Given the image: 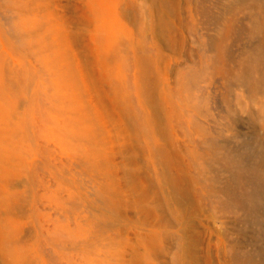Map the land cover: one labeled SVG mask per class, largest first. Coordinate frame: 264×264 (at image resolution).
I'll return each instance as SVG.
<instances>
[{"label":"rangeland","instance_id":"obj_1","mask_svg":"<svg viewBox=\"0 0 264 264\" xmlns=\"http://www.w3.org/2000/svg\"><path fill=\"white\" fill-rule=\"evenodd\" d=\"M162 1L0 0V128L4 145L24 161L16 167L1 163L0 196L17 198L15 209L0 207L1 223L13 227L4 243L18 254L9 260L0 255V264H134L136 253H146L139 238L153 229L165 249L150 253L148 262L174 263L177 242L165 234L178 236L182 227L168 208L149 219L132 206L136 194L128 173L147 170L148 163L145 156L138 165L130 161L141 153L129 136L134 128L101 77L125 57V75L136 85L141 68L133 59L143 47L152 55L149 78L155 91L133 86L129 92L135 96L137 90L138 97L129 95L156 117L157 144L167 145L169 153L178 147L184 162L192 164L191 175L200 177L203 209L195 214L192 231L199 241L197 264H233L231 253L237 250L248 257L244 264H264V0ZM97 5L101 12L93 9ZM101 23L115 29L117 46L105 45L97 33ZM99 48L107 52L103 63L93 58ZM169 93L172 100L165 99ZM158 102L163 112L157 111ZM152 157L159 177L165 169L157 153ZM110 173L120 186L118 198L131 203L120 214L109 205Z\"/></svg>","mask_w":264,"mask_h":264},{"label":"bare ground","instance_id":"obj_2","mask_svg":"<svg viewBox=\"0 0 264 264\" xmlns=\"http://www.w3.org/2000/svg\"><path fill=\"white\" fill-rule=\"evenodd\" d=\"M98 1H101V0H98ZM153 1V0H152ZM159 1V0H158ZM161 1V0H160ZM164 1V0H163ZM162 1V2H163ZM229 1V0H227ZM252 1V0H251ZM259 1V0H258ZM155 2V0H154ZM167 2V1H166ZM169 2H172V0L168 1L167 3ZM248 2V1H247ZM250 2V0H249ZM257 2V1H256ZM260 2V1H259ZM263 1L261 0V3ZM156 3V2H155ZM174 3V2H173ZM177 3V2H176ZM229 3V2H227ZM231 3V2H230ZM260 3V4H261ZM158 4V3H157ZM164 4V3H162ZM166 4V3H165ZM232 4H233V1H232ZM240 4V3H239ZM242 4V3H241ZM259 4V3H258ZM264 3H262L261 5H263ZM148 5V4H147ZM168 5V4H167ZM237 5V4H236ZM149 6H150V3H149ZM172 6V5H171ZM235 6V5H233ZM244 6V5H242ZM246 6V5H245ZM250 6V4H249ZM252 6V5H251ZM254 6V5H253ZM258 6V5H257ZM264 6V5H263ZM161 7V6H160ZM259 7V6H258ZM147 8V6H146ZM155 8V7H154ZM167 8V7H166ZM96 12H101L102 9H101V6L100 5H97L96 7L93 8ZM143 9V7H142ZM164 9H165V6H164ZM167 9H170V8H167ZM254 9V8H253ZM256 9V8H255ZM254 9V10H255ZM261 9V8H260ZM141 10V9H140ZM139 10V11H140ZM145 10V9H144ZM149 10V9H147ZM159 10V9H158ZM160 10H163L160 9ZM229 11V9H227ZM234 10V9H233ZM258 10V9H256ZM172 11V10H171ZM170 11V12H171ZM145 12V11H144ZM162 12V11H161ZM160 12V13H161ZM173 12V11H172ZM227 12V11H226ZM256 12V11H254ZM260 12V10H259ZM262 14H264L262 11H261ZM129 14V13H128ZM137 14V13H136ZM139 14V13H138ZM260 14V13H259ZM160 15V19L163 20L164 16L163 13L159 14ZM136 16V15H135ZM139 15H137L136 17H138ZM141 16V15H140ZM138 17L140 22L144 23V20L143 22L141 21V17ZM151 16V15H150ZM168 16V15H167ZM149 17V16H148ZM137 18V19H138ZM168 18V17H167ZM231 18H234L233 16ZM143 19V18H142ZM138 20V21H139ZM148 20V19H147ZM253 20V19H252ZM261 20V19H260ZM100 21V19H99ZM230 21V20H229ZM236 21V20H234ZM149 22V21H148ZM151 22V20H150ZM153 22V21H152ZM232 22V21H231ZM261 22V21H260ZM146 23V22H145ZM253 23V22H252ZM147 24V23H146ZM155 24V23H154ZM263 24V23H262ZM148 25V24H147ZM147 25L146 28H153L152 25H148L150 27H148ZM255 25V23H254ZM110 25H108L107 23H101L99 25H97V33L98 32H102V34L100 35H103L105 37V45H107L108 47L109 46H112L114 45V43L116 42L117 40V37L115 35V29L114 28H110L109 27ZM144 26V25H143ZM144 26V27H145ZM168 26V25H167ZM254 27V26H253ZM256 27V25H255ZM260 28V27H259ZM146 29V30H147ZM154 29V28H153ZM227 29H229L227 27ZM254 29V28H253ZM258 29V28H257ZM264 29V28H263ZM144 30V28H143ZM258 31V30H257ZM260 31V29H259ZM145 32V31H144ZM223 32V31H222ZM162 33V32H161ZM227 33V32H226ZM72 34V33H71ZM230 34V33H229ZM73 35V34H72ZM78 35V34H76ZM75 35V37L77 38V36ZM145 36V35H144ZM143 36V38H144ZM79 37V36H78ZM102 37V36H101ZM103 38V37H102ZM222 38V37H221ZM225 40H226V37H225ZM131 41V40H130ZM103 43V41H102ZM130 43V42H129ZM74 44V43H73ZM117 43H115L116 45ZM133 44V43H132ZM135 44V43H134ZM104 45V43L102 44ZM104 45V46H105ZM114 45V46H115ZM106 46V48H107ZM117 46V45H116ZM129 46H131V43L129 44ZM133 46V45H132ZM128 47V45H127ZM131 48V47H130ZM129 48V49H130ZM133 48V47H132ZM149 48V47H148ZM101 49V48H99ZM103 49V48H102ZM102 49L100 50V52L96 51V49H94L93 51L96 52V56L93 57L95 58V61L98 62V63H103V60L102 59H105V56L107 55V52H105V55H104V52L105 49L102 51ZM114 49H117L114 47ZM127 49V50H129ZM137 49V48H136ZM134 49V50H136ZM98 50V49H97ZM108 50V48L106 49ZM126 50V51H127ZM109 52L110 51H114L115 50H108ZM131 53V51H129ZM249 52V51H248ZM256 53V51H255ZM109 54V53H108ZM251 54V53H250ZM257 54L259 55V53L257 52ZM261 54V53H260ZM249 55V54H248ZM264 55V54H262ZM123 56V55H121ZM126 56V55H125ZM244 57V56H243ZM246 57V56H245ZM244 57V58H245ZM253 57V56H252ZM257 57V56H255ZM259 57V56H258ZM92 58V60H93ZM119 58V57H118ZM129 58V57H128ZM127 58V59H128ZM134 58V57H133ZM125 57H120V59H118V64L116 65V68L114 69L113 72H110V71H106V73H102L103 75H101L102 77V80L103 82H105L107 85L106 86H109L110 88V92L112 93V96H111V101L114 105L118 106V109L119 111L123 112V118L126 117L131 125V128L134 130L131 131V133H129V136L130 138H132V140L134 139V142L135 145H137L136 147H139L138 150L141 152L140 153V158H139V154L138 155H134L132 157H130V161L135 164V165H138L139 164V159H142L143 157L142 156H145L144 158H146V160L144 162H146V166L144 165V168L147 167V170L143 169V168H133L129 171H127L128 173V184H129V187L131 189V192L133 194H136L135 196V200L132 202V206H134L141 214H144L147 218H151V217H157V212H158V209H161V208H168L170 210V218L172 217V219L174 221H176L177 223H180L181 225V234L178 235V236H175V234L173 235L170 231H168L166 234H165V237L167 239H174V241L176 240L177 242V251L175 252L174 254V263L173 264H197V246H198V238L197 236L198 235H195V236H192V231H195L193 230V226H194V219H195V214L196 213H199V211H201L203 208V204H202V200L204 202V197L203 194L200 192L202 190H198L197 189V184L199 185V179L200 177H197L193 175H191V172H192V167L190 163H185L184 162V159H183V155L182 153L180 154L179 151H178V147L177 146H168L169 148L170 147H174L177 149V151H175L176 149L174 148H171V150L174 149V152H168L170 151V149L167 151L166 150V146L167 145H158L156 140H157V132L159 133V131H157V129L155 128V119L156 117H154L152 115V113H150L147 108V106L145 107L144 104H142L141 102L140 103H132L133 101L131 100V97L134 98L138 93H137V90H136V94L135 96L133 94H131V92H129V90H131L133 88V86H137L135 87L134 89H139V88H143V89H146L148 91V93L152 92L153 90L155 91V89H153V84L150 83V68L152 67L153 65V59H152V55L150 53V51L146 48V47H143L140 52L137 54V56H135V59H133L135 62V64L140 68V72L138 73L137 77H135L136 79L133 81V83H135L136 85H132V83L129 84V80H127V76L125 75V71H124V66L125 65L123 64ZM126 59V60H127ZM250 59V58H249ZM253 59V58H252ZM258 59V58H257ZM130 60V59H129ZM242 60V59H241ZM255 60V58H254ZM259 60V59H258ZM245 61V60H244ZM256 61V60H255ZM253 61V62H255ZM127 62V61H125ZM239 62V61H238ZM243 62V61H242ZM252 62V61H251ZM131 63V61L129 62ZM245 63V62H244ZM247 63V61H246ZM259 63V62H258ZM134 64V65H135ZM252 64V63H251ZM124 65V66H123ZM131 65V64H130ZM133 65V66H134ZM135 65V66H136ZM247 65V64H245ZM244 65V66H245ZM254 65V64H253ZM127 67V65H126ZM124 68V69H123ZM243 68V67H242ZM255 68V67H253ZM245 69V68H244ZM241 70V69H240ZM243 70V69H242ZM257 70V69H256ZM245 71V70H244ZM249 71V69L247 70ZM252 72H255L252 71ZM241 74V72H240ZM249 74V73H248ZM257 74V72H256ZM235 75V74H234ZM238 75V73H237ZM130 77V76H129ZM254 77V76H253ZM237 79V78H236ZM235 79V80H236ZM239 80H242V79H239ZM256 82V80H254ZM244 82V81H243ZM104 84V83H103ZM131 87H130V86ZM130 88V89H129ZM155 88V86H154ZM165 91H168V90H165ZM133 92V91H132ZM139 92V91H138ZM169 92V91H168ZM131 94V97L130 95ZM141 94V93H140ZM153 94V93H152ZM165 94V93H164ZM151 95V94H150ZM171 94L169 93L167 95L168 98H165V99H169L171 98L170 96ZM134 96V97H133ZM153 96H155L153 94ZM152 96V98H153ZM166 96V95H165ZM138 97V96H136ZM135 97V98H136ZM141 97V96H140ZM137 99V98H136ZM135 99V101H137ZM164 99V100H165ZM134 100V99H133ZM163 100V101H164ZM172 100V98H171ZM141 101V100H140ZM139 102V101H137ZM166 102V100H165ZM164 102V103H165ZM144 103V102H143ZM148 103V102H147ZM170 103V101H169ZM171 103H174L171 101ZM133 104H135L136 106H134ZM140 104V105H139ZM176 104V103H175ZM175 104H173L174 106V110L176 109L175 107ZM138 105V106H137ZM157 105L156 108H158L157 111H160V112H163V104L161 102H158L157 104H155V106ZM165 105H168V104H165ZM121 108V110H120ZM168 108H170L168 106ZM76 109V108H75ZM148 109V110H147ZM172 109V107L170 108ZM81 110V109H80ZM79 110V111H80ZM166 110V108H165ZM180 110V108H179ZM167 111V110H166ZM165 111V112H166ZM177 113L178 112V109L175 110ZM0 112H1V107H0ZM81 112V111H80ZM92 112V111H91ZM171 112V111H170ZM169 112V113H170ZM79 113V112H78ZM83 113V112H82ZM156 113V112H155ZM173 113V112H172ZM90 114V113H89ZM92 114V113H91ZM122 114V113H121ZM158 114V113H157ZM160 114V113H159ZM174 114V113H173ZM180 114L182 115V111L180 110ZM80 115V113H79ZM162 115V114H161ZM160 115V116H161ZM178 115V114H177ZM179 116L182 117V116ZM81 116V115H80ZM83 116H84V113H83ZM86 116V114H85ZM157 116V115H155ZM158 116V117H160ZM79 117V116H78ZM76 116V118H78ZM88 117V115H87ZM93 117V116H92ZM86 118V117H85ZM90 118V117H89ZM162 118V117H161ZM160 118V119H161ZM184 118V117H183ZM185 118L187 119V117L185 116ZM184 118V119H185ZM79 119H81V117H79ZM171 119V118H170ZM169 119V121H170ZM185 119V121H186ZM78 120V119H77ZM76 120V121H77ZM83 120V119H82ZM93 120V119H92ZM91 120V121H92ZM96 120V119H94ZM93 120V121H94ZM175 120V119H174ZM89 121V123L91 122ZM92 121V122H93ZM177 121V120H176ZM82 122V121H81ZM87 122V121H86ZM91 122V123H92ZM95 122V121H94ZM93 122V123H94ZM171 122V121H170ZM174 122V121H173ZM180 122V121H179ZM187 122V121H186ZM185 122V123H186ZM190 121L188 120L187 123H189ZM78 123V121L76 122ZM84 123V122H83ZM187 123L185 125H187ZM173 124V123H172ZM80 125V123H79ZM84 125V124H83ZM96 127H99L97 124H95ZM168 125H169V122H168ZM180 125V124H179ZM189 125V124H188ZM78 126V124H77ZM89 126V124H88ZM102 126V125H101ZM171 126V125H170ZM184 126V125H183ZM79 127V126H78ZM77 127V128H78ZM85 127V126H84ZM91 127V125H90ZM89 127V128H90ZM93 127V126H92ZM187 127V126H186ZM100 128V127H99ZM171 128V127H170ZM185 128V127H184ZM87 129V128H86ZM92 129V128H91ZM186 129V128H185ZM78 131L81 130V129H77ZM84 130V129H83ZM88 130V129H87ZM93 130V129H92ZM98 130V129H97ZM96 130V131H97ZM101 130H102V127H101ZM105 130V129H104ZM159 130V129H158ZM171 130V129H170ZM208 130V129H207ZM78 131H77V134H78ZM86 131V130H85ZM90 130H88L89 132ZM100 131V129L98 130V132ZM87 132V133H88ZM91 132V131H90ZM95 132V131H94ZM102 132V133H101ZM105 131H100L99 133H101V135L103 136V134ZM160 132L162 133H167V130H160ZM85 133V132H84ZM97 134V132H95ZM94 133V134H95ZM98 133V134H99ZM80 134V132H79ZM78 134V135H79ZM90 134V133H89ZM92 134V133H91ZM90 134V135H91ZM83 135V134H82ZM86 136V135H84ZM89 136V135H88ZM97 136H100V135H96ZM108 136V135H106ZM208 136V135H207ZM81 137V135L79 136ZM83 137V136H82ZM81 137V138H82ZM143 137H148L149 139H151V141H146L145 144L144 143V140H143ZM167 137V136H166ZM88 138V137H87ZM108 138V137H107ZM156 138V140H155ZM173 138V137H172ZM4 139H6V135H5V130L0 128V175H1V171H2V166H1V163L3 162H9L12 164V166L16 167V164L19 163V161L21 160V156H20V153L18 154L17 151H14V149H9L6 147V145H4ZM92 139H95V138H92ZM99 139V137L97 138V140ZM101 139V137H100ZM98 140V141H102V140ZM142 139V140H141ZM89 140V139H88ZM96 140V139H95ZM95 140H91L93 141L92 143H94ZM148 140V139H147ZM171 140V139H170ZM169 140V142H170ZM90 141V142H91ZM143 141V143H142ZM172 141V140H171ZM160 142V141H159ZM168 142V143H169ZM175 144V142H173ZM172 143V144H173ZM97 144V143H96ZM95 144V145H96ZM167 144V143H166ZM173 144V145H174ZM98 145L99 142H98ZM170 145V143H169ZM167 147V149H168ZM94 150V149H93ZM100 150V149H98ZM103 151V150H102ZM247 152V151H246ZM156 154L157 153V156H159L161 158V162L163 164V167H164V172L162 173L161 176H156L158 175L157 172L155 173L156 175H154V170L152 171V168H153V164L156 163L153 161V157L152 155L153 154ZM225 153V151H224ZM142 154V155H141ZM192 154V153H191ZM190 154V156H191ZM229 154V153H228ZM250 154V153H249ZM233 155V154H232ZM242 155V154H241ZM246 155V154H245ZM197 156V155H196ZM238 156V155H237ZM142 157V158H141ZM173 157H175L176 159L173 161ZM193 157V156H192ZM231 157V156H230ZM236 157V156H235ZM97 158V157H96ZM143 158V160H144ZM158 158V157H157ZM191 158V157H190ZM232 158V157H231ZM95 159V158H94ZM129 159V158H128ZM194 158H192L193 160ZM227 159V158H226ZM96 160V159H95ZM98 160H101V159H98ZM110 160V159H108ZM159 160V158H158ZM23 160H21L20 162H22ZM103 161V160H102ZM107 160L105 159V162ZM240 161V160H239ZM24 162V161H23ZM160 162V163H161ZM158 163V161H157ZM20 164V163H19ZM103 164V163H102ZM239 164V163H238ZM105 165V164H104ZM141 165V164H140ZM155 165V164H154ZM233 165V164H232ZM246 165V164H245ZM240 166V165H239ZM242 166V165H241ZM18 167V166H17ZM143 167V166H141ZM236 167V166H235ZM156 168V167H155ZM244 168V167H243ZM241 169V168H240ZM252 169V168H251ZM142 170H145V171H142ZM231 170V169H230ZM156 171H157V168H156ZM162 171V170H161ZM153 172V173H152ZM201 172V170H200ZM237 172V171H236ZM245 171H243L244 173ZM126 173V174H127ZM144 173V174H143ZM202 173V172H201ZM239 173V172H238ZM238 173H237V176H238ZM241 173V172H240ZM249 173V172H248ZM252 173V172H251ZM250 173V174H251ZM263 173V172H262ZM125 175V174H124ZM242 175V174H241ZM244 175V174H243ZM242 175V176H243ZM249 175V174H248ZM233 177V175H232ZM241 177V176H240ZM259 177V176H258ZM114 178H116V176H114L113 173H110L109 174V179L110 182L108 183V185L106 184V187H109L108 189V193L111 194L110 197H109V205H111L112 209L116 212V213H123L124 211V208H127L130 206V202L128 200H124V197H122L121 199L118 198V196L121 194V192L117 189H119L120 186L117 185V183L114 182ZM213 178V177H212ZM218 178V177H216ZM239 178V177H238ZM237 178V179H238ZM250 178V177H248ZM254 178V177H253ZM240 179V178H239ZM235 180V179H234ZM242 180V179H241ZM222 181V180H221ZM261 181V180H260ZM148 182V183H147ZM226 182V181H225ZM126 183V182H125ZM211 183V182H210ZM216 183V182H215ZM239 183V182H238ZM250 183V182H249ZM232 184V183H230ZM229 184V186H230ZM252 184V183H250ZM234 186V184H232ZM249 185V184H248ZM253 185V184H252ZM262 185V183H261ZM228 186V187H229ZM199 187V186H198ZM201 187V186H200ZM236 187V186H234ZM245 187V186H244ZM249 187V186H248ZM251 187V186H250ZM233 188V187H232ZM263 188V187H262ZM204 189V188H203ZM211 189V188H210ZM220 189V188H219ZM228 189V188H227ZM235 188H233L232 190H234ZM252 190L254 189L251 188ZM231 190V188H230ZM258 190V186L256 187V191ZM260 190V189H259ZM151 191L153 192V196L151 197V199L153 198V201H155V205H148L147 202L150 198V196L152 195L151 194ZM207 191V190H206ZM227 191V190H226ZM255 191V190H254ZM261 191V190H260ZM104 192V191H103ZM107 192V191H106ZM130 192V193H131ZM228 192V191H227ZM232 192V191H231ZM229 191V193H231ZM238 192V191H237ZM253 192V191H252ZM204 193V192H203ZM228 193V194H229ZM234 193V191L232 192ZM254 193V192H253ZM102 194V193H101ZM107 194V193H106ZM151 194V195H150ZM217 194V193H216ZM226 194V192H225ZM236 194V193H235ZM257 194H260L257 193ZM263 194V193H262ZM260 194V195H262ZM232 195V194H231ZM237 195V194H236ZM235 195V196H236ZM219 196V195H218ZM228 196V195H227ZM226 196V197H227ZM242 197V196H241ZM240 197V198H241ZM236 197H234V201L236 200L235 199ZM257 198V197H256ZM255 198V199H256ZM264 198V197H263ZM108 199V197H107ZM238 199V198H237ZM253 198H251V201H252ZM258 199V198H257ZM262 199V198H260ZM16 200L17 198L15 196H11V197H7V198H3L0 196V207L1 206H5L6 208H9V209H15L14 208V205L16 204ZM19 200V199H18ZM264 200V199H262ZM108 201V200H107ZM237 201L239 202H242L240 201V199H238ZM236 201V202H237ZM246 201V200H244ZM214 202V201H213ZM235 203V202H234ZM253 203V201H252ZM223 204V202H222ZM237 204V203H236ZM108 205V207H109ZM178 207H176V206ZM205 205V204H204ZM242 205V204H241ZM246 204H244L243 206H245ZM172 206L174 208H177V209H172ZM239 206V204H238ZM248 206V205H247ZM241 207V206H240ZM227 208V207H226ZM245 208V207H244ZM252 208V207H251ZM222 209V207H221ZM249 209V208H248ZM111 210V209H110ZM9 211V210H8ZM113 211V212H114ZM226 211V210H225ZM231 211V210H230ZM251 211V210H250ZM138 212V213H139ZM143 215V216H144ZM260 215V214H259ZM252 216V215H251ZM255 216V215H254ZM3 221V220H2ZM4 222L1 223L0 221V255L2 256L3 259L5 260H9L8 258L12 257L14 258L13 256H15L14 254H16L17 252L13 251L12 249V246L9 245V247H11V249L6 246V244H9V243H6L5 240L9 237H11L9 234V230L10 228V223H8V225L6 224H3ZM153 223V222H152ZM160 225H165L166 226V222L160 220ZM170 224V222H169ZM171 224H173L171 222ZM178 226V225H177ZM248 226V225H247ZM249 227V226H248ZM13 228V227H12ZM153 228H155L153 226ZM252 228V227H251ZM9 229V230H8ZM13 230V229H12ZM10 230V231H12ZM152 230V229H151ZM167 230V229H166ZM165 230V231H166ZM196 232V231H195ZM13 234V233H12ZM8 238V239H9ZM262 239V238H261ZM164 240H166L164 238ZM7 241V240H6ZM10 241V240H9ZM139 244L141 246H144L145 249H146V253H136L135 254V262L134 264H151L150 262H148V258H149V254L150 253H154V252H162L164 251V247L162 245V241H163V237L159 234V232H157V230H152L150 233L144 235V236H141L139 238ZM6 244H5V243ZM8 242V241H7ZM175 243V242H174ZM227 245V244H226ZM140 247V246H139ZM199 247V246H198ZM200 249V248H199ZM247 249V248H246ZM224 250V249H223ZM230 250V249H229ZM228 250V251H229ZM262 250V249H261ZM247 252V251H246ZM250 253V252H249ZM252 253V252H251ZM254 253V252H253ZM18 254V253H17ZM228 255V254H227ZM261 255V254H260ZM134 256V255H133ZM245 252H242V251H233L231 253V258L233 259V262L235 264H244V260L243 259L245 257ZM250 256V254H249ZM254 256V255H253ZM252 256V257H253ZM247 257V256H246ZM200 258V257H199ZM229 258V259H231ZM248 258V257H247ZM264 258V257H263ZM187 259V261H185ZM231 259V260H232ZM254 259V258H253ZM251 260V259H249ZM257 260V259H256ZM263 260V259H262ZM206 262V261H205ZM246 262V261H245ZM233 263V264H234ZM262 263V262H261ZM133 264V262H132Z\"/></svg>","mask_w":264,"mask_h":264}]
</instances>
